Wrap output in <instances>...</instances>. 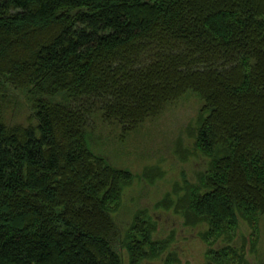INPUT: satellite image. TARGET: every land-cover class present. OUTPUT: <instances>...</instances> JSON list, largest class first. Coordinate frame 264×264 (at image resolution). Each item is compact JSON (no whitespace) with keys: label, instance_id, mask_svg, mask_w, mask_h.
I'll list each match as a JSON object with an SVG mask.
<instances>
[{"label":"trees","instance_id":"16d2710c","mask_svg":"<svg viewBox=\"0 0 264 264\" xmlns=\"http://www.w3.org/2000/svg\"><path fill=\"white\" fill-rule=\"evenodd\" d=\"M188 94L207 167L165 201L230 264L264 217V0H0V264H177L147 211L118 223L136 175L92 141Z\"/></svg>","mask_w":264,"mask_h":264},{"label":"rangeland","instance_id":"374dc122","mask_svg":"<svg viewBox=\"0 0 264 264\" xmlns=\"http://www.w3.org/2000/svg\"><path fill=\"white\" fill-rule=\"evenodd\" d=\"M199 108L195 95L188 94L125 137L120 136L118 127L98 121L92 141L95 152L136 175L123 192L115 216L118 223L127 225L139 211H147L155 224L153 238L170 240L168 252L176 254L177 264H208L206 253L211 249L201 238L204 225L187 226L183 215L165 201L176 185L183 184V179L194 182L197 173L207 167V159L193 150L192 132ZM146 171L156 175L153 181L143 175ZM171 199L177 200L172 195ZM223 245H230L238 254H230V264H236L240 255L246 264H264V217L256 228L239 220L235 235L218 240L212 248L218 250ZM121 254L123 264H127L125 251L121 250ZM165 255L148 264H163Z\"/></svg>","mask_w":264,"mask_h":264}]
</instances>
